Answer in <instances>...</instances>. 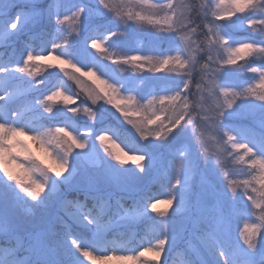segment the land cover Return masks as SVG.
<instances>
[{
  "label": "snow or ice",
  "instance_id": "6c2138e0",
  "mask_svg": "<svg viewBox=\"0 0 264 264\" xmlns=\"http://www.w3.org/2000/svg\"><path fill=\"white\" fill-rule=\"evenodd\" d=\"M95 5L0 0L6 40L56 36L47 55L26 48L15 65L0 63V264H149L141 259L147 254L168 264L181 248L189 264H264V0ZM236 17L260 39L226 35ZM110 21L119 26L109 29ZM134 25L152 26L159 56L112 54ZM50 59L80 91L12 90L25 76L42 84L34 78ZM145 69L169 79L143 93L112 75L142 77ZM257 117L258 132L246 123ZM208 139L222 146L223 160L209 152ZM233 163L247 169L232 171ZM162 168L173 171L163 200L151 192ZM240 174L247 178H230ZM151 213L162 225L154 244L133 255L104 252L121 221L138 215L147 224L156 219Z\"/></svg>",
  "mask_w": 264,
  "mask_h": 264
},
{
  "label": "rangeland",
  "instance_id": "374dc122",
  "mask_svg": "<svg viewBox=\"0 0 264 264\" xmlns=\"http://www.w3.org/2000/svg\"><path fill=\"white\" fill-rule=\"evenodd\" d=\"M58 3L61 5L64 4V0H57ZM77 3H84L91 7H98L95 5V0H76ZM150 3H164L165 0H149ZM195 3L197 6H200L201 4H206L207 0H177L178 4L187 5L191 3ZM147 7V6H145ZM63 10V9H62ZM151 10V9H149ZM245 18L242 17H236L233 18V21H231L229 24L225 25V34L233 36V39L236 38V36H251L252 38L259 40L260 36L258 32H253V34L247 33L248 30L245 22V26L243 27V20ZM73 25L72 21H68L67 25L65 27L71 28ZM118 23L115 21H110L108 24V28H115L118 27ZM258 28H264V26H258ZM152 26L144 25L143 27L133 26L132 28L124 31L123 35L118 38L117 41L113 42V46L111 48V52L114 55H135V54H142V55H153V56H159V53L156 52L153 49L151 37L148 35L150 31H152ZM59 35V34H56ZM64 35H67L65 33ZM39 38V48L36 50L32 42ZM56 38V36H51L48 38L41 37L37 34H31L30 42H27L24 44L23 48L18 50L16 46L11 47L10 49H2V45H10L12 43H16L18 39H13L11 41H8L5 39V37L0 34V63L3 64H12L15 65V62L21 58L22 55H26V48H31L34 51V54H41V55H47V51H45V46L47 44L48 39ZM48 48L50 49V45H48ZM62 51V50H61ZM94 51V50H93ZM59 51L57 53H54L53 55H58ZM62 59L66 58L64 56L61 57ZM44 63V62H39ZM110 64V62H108ZM241 64L243 61L240 62ZM48 65H51L52 67H48L46 69H42L41 73L35 76V81L43 80L44 82L42 84H38L37 86L33 87L28 83V81L33 80V77H27L25 76L23 80L16 81L13 84L12 90L17 93V95H23L26 93H31L33 97H41L43 94H48L50 91L55 90L56 87H69L74 91H80V89L76 86L75 82L69 79L67 76L64 75L63 72L59 71V61L55 59H50L47 61ZM65 68H68V65L64 66ZM115 67V66H112ZM124 68H129L130 66L124 65ZM71 71V69H69ZM136 73H124L121 75L118 70H113L112 75L116 77L117 79H120L122 81L130 82L132 83L136 89L140 92L147 93L148 91H151V85L153 82L158 83L161 88L164 86L165 81H167L169 78L164 77L165 73H150L146 69L143 72V76H136ZM236 76L239 79H245V77H242L239 75V72L236 73ZM87 79V78H85ZM172 80H175V78H171ZM143 80V83H140V81ZM240 82V81H237ZM156 88L155 90L157 92H160L164 89ZM160 94H163L160 92ZM151 98V97H149ZM146 102V101H145ZM53 106H59V100L53 102ZM246 123H254L255 124V130L259 131V125H258V117L255 122H246ZM110 127L113 128L114 132H119L120 129H118L115 125H110ZM127 127H131L130 125ZM25 140L27 138H24ZM30 143V142H29ZM110 143V141H109ZM207 147L209 149V152H215L217 156L223 160V151L222 146L216 144L214 140L208 139ZM132 153H129L131 155ZM38 155H41L38 153ZM41 159H44L43 155H41ZM127 167H134L131 161L126 165ZM236 167H238V164L233 165V169H230L232 171L235 170ZM232 168V167H231ZM173 175L172 168L167 169H160L155 180H160L161 185H163V190L161 191V194L159 196V199L163 200L165 199L164 193L167 191V186L169 180H171ZM153 181V182H154ZM152 182V183H153ZM152 185V184H151ZM158 207L163 210L166 205L160 204ZM171 211V209H169ZM151 216L155 217V220L149 221L152 228H159L158 231H162V225L159 223V217L156 213H151ZM137 218L141 219L138 215ZM135 217V219H136ZM257 223H259L258 217L254 218ZM140 221V220H139ZM125 221H121V223H124ZM235 227V226H234ZM240 230H243V223H240L238 225ZM236 235H239L237 232ZM155 239H150L147 236H141L138 238L136 243L131 247H125L123 246V243H118L114 240H107L106 244L103 246V250L107 255H133L135 254L133 250L139 249L142 250L145 246H150L151 244L155 243ZM98 254V253H97ZM141 259L146 260L149 262V264H155V261L152 259L151 254H147L146 256L142 257ZM151 260V261H150ZM85 264H92V261L85 260ZM110 264H131V262L126 261H112ZM168 264H188L187 260V251L185 249H178L172 253L171 256L168 257Z\"/></svg>",
  "mask_w": 264,
  "mask_h": 264
},
{
  "label": "trees",
  "instance_id": "16d2710c",
  "mask_svg": "<svg viewBox=\"0 0 264 264\" xmlns=\"http://www.w3.org/2000/svg\"><path fill=\"white\" fill-rule=\"evenodd\" d=\"M247 33L253 34V31L248 30ZM30 37L31 36H27V37L21 36L18 39V41L15 43V45H11V46L12 47L16 46L18 48V50H20L23 48L25 43L30 42ZM41 37H43V36H41ZM44 38H48V37H44ZM32 44L34 45L35 49L37 50L39 48V45H40L39 44V38H36L32 42ZM4 48L9 49L10 47L6 46ZM234 164L235 163L230 165V169H233ZM246 169H247L246 164H238V167H236L235 170H237L238 172H242L243 170H246ZM0 175H2V173H0ZM230 178H234L237 180H243L247 177H246V175L240 174V175H234ZM160 183H161L160 180H155L151 185L152 194L156 195L158 197L160 196L161 191L163 190V187H161ZM139 220L140 219L136 217L135 223H129L127 221H125L124 223H121L123 226L120 227L117 231L109 233L108 239H112L116 242L123 243V246H125L127 248V247L133 246L136 243V241L138 240V238H140L141 236H147L150 239H154L160 235L161 232L158 231L159 228H152L151 224L149 222H147V224H143ZM182 249H184V248H181V250ZM191 259H192V257L187 252L188 264H189V261Z\"/></svg>",
  "mask_w": 264,
  "mask_h": 264
}]
</instances>
